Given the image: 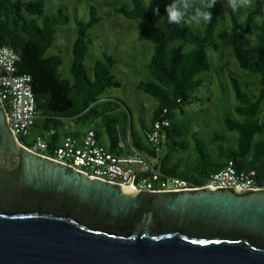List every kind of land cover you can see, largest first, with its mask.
I'll list each match as a JSON object with an SVG mask.
<instances>
[{
	"label": "trees",
	"instance_id": "16d2710c",
	"mask_svg": "<svg viewBox=\"0 0 264 264\" xmlns=\"http://www.w3.org/2000/svg\"><path fill=\"white\" fill-rule=\"evenodd\" d=\"M223 1L216 0L212 6L209 24L203 21L198 25L186 24L182 30L183 42L175 47L170 45L168 34L162 27V23L169 24L166 5L171 0H152L147 10L145 8L151 0H130V6L116 9L128 19L140 20V32L154 44V53L147 65L151 78L142 80L137 88L158 104L153 110L151 123L142 122L141 131L133 123L119 129L121 117L127 120L126 115L117 112L115 101L103 99L109 89L123 85L113 73L118 60L105 54L104 59L95 62L93 77L88 73L85 61L90 50L89 31L102 20L95 5L90 7L88 21H76L78 37L72 43V79L63 77L60 72L63 57L49 54L58 27L69 24L71 18L62 9L44 16L45 0H0V46L14 48L20 55L18 73L32 76L42 132L57 130V134L49 138L52 144L61 142L59 132L67 119L94 128L101 141V130L93 126L99 122L109 136L111 152H123L118 148L119 140L130 133L134 147L144 156L154 158L144 132L164 110H168L171 125L166 129L163 145L167 150L155 162L157 170L202 184L209 174L233 160L238 167L255 171L256 180L264 185V117L261 116L264 104V23L256 40L252 39L264 15V0H252L249 8L238 7L235 12L225 0L230 21L226 37L233 55L243 70L259 77V91L256 93L249 90L241 79L230 77L236 105L234 115L224 117V124L236 134L235 141L221 142L212 151L195 137L196 158L188 163L179 157L188 152L190 146L185 141L186 130L177 114L185 113L186 107L194 103L193 100L197 99L195 93L204 85L201 75L211 70L208 50L219 49L216 35L221 25ZM156 7H159V16L153 14L152 9Z\"/></svg>",
	"mask_w": 264,
	"mask_h": 264
},
{
	"label": "water",
	"instance_id": "95a60500",
	"mask_svg": "<svg viewBox=\"0 0 264 264\" xmlns=\"http://www.w3.org/2000/svg\"><path fill=\"white\" fill-rule=\"evenodd\" d=\"M0 264H264V189L90 176L23 146L0 98Z\"/></svg>",
	"mask_w": 264,
	"mask_h": 264
},
{
	"label": "rangeland",
	"instance_id": "374dc122",
	"mask_svg": "<svg viewBox=\"0 0 264 264\" xmlns=\"http://www.w3.org/2000/svg\"><path fill=\"white\" fill-rule=\"evenodd\" d=\"M148 0H145L147 2ZM198 4L199 0H192ZM45 15H52L62 9L71 20L69 24L58 27L56 41L49 54H59L63 57V65L60 72L63 77L72 79L71 67L73 63L72 43L78 37L77 20L88 21L90 18V7L95 5L102 20L89 31L90 50L86 57V67L88 73L93 77V67L97 60L104 59L105 54L117 59L113 67V73L122 82V87L109 89L104 94V100L116 102L117 112H121L125 117H121L118 126L131 123L138 130H142V122L151 123L153 110L157 106V101L138 90L137 86L142 80L150 79L147 69L153 53L154 44L140 32V20L128 19L117 13L116 9L121 6H130V0H45ZM194 8L187 9L185 20L180 25L175 23L165 24L162 27L168 34L170 45L175 47L183 42V27L186 24L198 25L191 19L194 15ZM221 25L217 31L216 39L219 49L210 48L208 50L211 63V70L203 73V87L195 93L197 99L188 105L185 113H178V121L184 125L186 130L185 141L189 144L188 152L179 156L186 162L191 163L196 158V139H199L207 148L214 151L221 143H232L236 134L230 132L224 124V117L227 114L234 115L236 99L232 90L230 77L234 76L242 80L252 92L259 91V77L253 73L243 70L233 55L231 47L227 41L226 32L229 30L230 21L225 0L220 6ZM43 16L39 17L41 20ZM264 23V15L258 22L252 39L256 40V34ZM261 116L264 117V104ZM31 129L30 135L21 141L29 144L38 137H43L41 121ZM60 130V139L63 141L67 137H77V134L87 129L81 123L73 119L63 121ZM102 132L100 143L107 149L110 148V139L105 129L99 126V122L93 124ZM196 133V136L194 135ZM129 145L128 136H122L120 140ZM167 147L164 146L162 155H165ZM155 163L153 158L148 157Z\"/></svg>",
	"mask_w": 264,
	"mask_h": 264
},
{
	"label": "built area",
	"instance_id": "2783aa9c",
	"mask_svg": "<svg viewBox=\"0 0 264 264\" xmlns=\"http://www.w3.org/2000/svg\"><path fill=\"white\" fill-rule=\"evenodd\" d=\"M19 53L12 47L0 46V68L6 75L0 74V98L7 108L9 124L18 138L30 135L37 124L40 112L37 109L33 78L30 74H19L17 63ZM164 110L151 128L146 130L145 138L155 154L156 162L162 156L166 129L171 120ZM57 134L56 129L47 131L29 144L22 143L31 151L42 154L58 162L70 165L90 176L129 186L131 181L135 189L149 191H180L205 187H236L241 189H264L255 178V171L240 168L230 160L219 171L209 174L202 184L175 176L163 174L155 168V163L141 154L133 145L129 133V145L121 139L114 153L100 143L94 128H87L81 138L67 137L58 144H52L49 138Z\"/></svg>",
	"mask_w": 264,
	"mask_h": 264
},
{
	"label": "clouds",
	"instance_id": "9594fccd",
	"mask_svg": "<svg viewBox=\"0 0 264 264\" xmlns=\"http://www.w3.org/2000/svg\"><path fill=\"white\" fill-rule=\"evenodd\" d=\"M216 3V0H199V4L193 3L192 0H171V3L166 5V17L167 23L180 25L185 20L186 10L190 7L194 8L195 14L191 16V19L199 24L203 21L205 24H209L212 20L211 8ZM229 7L235 12L238 7L249 8L252 0H228ZM151 2L145 8L147 10ZM153 14L159 16V7L152 9Z\"/></svg>",
	"mask_w": 264,
	"mask_h": 264
},
{
	"label": "crops",
	"instance_id": "0c3cea01",
	"mask_svg": "<svg viewBox=\"0 0 264 264\" xmlns=\"http://www.w3.org/2000/svg\"><path fill=\"white\" fill-rule=\"evenodd\" d=\"M39 120V119H38ZM38 122V121H37ZM86 130V129H85ZM85 130L84 131H81L80 133H78L77 134V137L78 138H81L83 135H84V133H85ZM61 140V139H60Z\"/></svg>",
	"mask_w": 264,
	"mask_h": 264
}]
</instances>
